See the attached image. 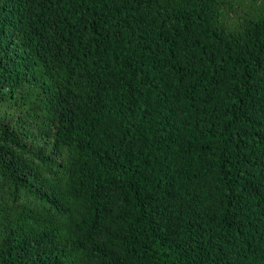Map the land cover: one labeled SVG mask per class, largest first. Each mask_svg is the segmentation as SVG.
<instances>
[{
  "label": "trees",
  "instance_id": "obj_1",
  "mask_svg": "<svg viewBox=\"0 0 264 264\" xmlns=\"http://www.w3.org/2000/svg\"><path fill=\"white\" fill-rule=\"evenodd\" d=\"M0 264H264V0H0Z\"/></svg>",
  "mask_w": 264,
  "mask_h": 264
}]
</instances>
